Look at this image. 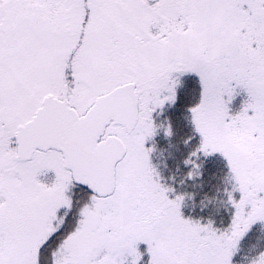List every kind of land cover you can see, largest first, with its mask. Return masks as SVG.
<instances>
[{"label": "snow or ice", "instance_id": "snow-or-ice-1", "mask_svg": "<svg viewBox=\"0 0 264 264\" xmlns=\"http://www.w3.org/2000/svg\"><path fill=\"white\" fill-rule=\"evenodd\" d=\"M174 116L180 184L225 161L223 199L200 210L230 209L226 225L185 216L192 193L152 162ZM256 224L264 0H0V264H234Z\"/></svg>", "mask_w": 264, "mask_h": 264}, {"label": "trees", "instance_id": "trees-1", "mask_svg": "<svg viewBox=\"0 0 264 264\" xmlns=\"http://www.w3.org/2000/svg\"><path fill=\"white\" fill-rule=\"evenodd\" d=\"M188 86L189 88H191L192 91L190 95L186 93L181 94V105L182 106H190L192 103H194L197 100V89H196L197 85L195 81L192 79L190 82V85L188 84ZM173 119H174V123L176 126V132H177V135L174 136L171 141V143L175 145V147H173L174 148L173 151H176L178 155L183 153V157L185 158V156L187 155V152L190 149L184 147L180 141L183 135L185 134V132L187 131V128L184 125L183 121L179 119V117L174 116ZM168 143L169 142L164 141L163 139L158 137L157 138V152L153 153L152 157H157L158 155L161 157V160L159 161L158 166L160 168L162 167L163 169L162 176L165 177L169 174L170 175L172 174L173 177L175 178V183L172 184V182H170V184H172V186L175 187L178 185L179 181L184 178V175L187 169L183 166L182 160L178 162H174L175 164L173 167L172 165L169 164L170 161L167 160V157L169 155ZM183 147L184 149H182ZM161 149H163L164 151L161 152L160 151ZM169 150L171 152V148H169ZM170 158H171V155H170ZM165 165L167 166L165 167ZM226 173H227V168H226L225 161L223 160L222 157L211 156L207 158L206 160H204L203 166L201 168V176L197 180L193 182L190 181L188 183L190 185V189L193 188L194 186L193 184L197 186L196 189L199 190V195H198L199 203L201 201V198L204 197L205 195H207L209 199H211L213 196L216 197V200L218 199V197H221V199H223L221 193L223 192L224 187H226V185L223 183ZM205 203L207 205L204 211L200 210L201 206L199 207L196 206L194 209L185 208L184 215L191 216L193 218L210 217L215 220L217 226L220 225L221 221H223L224 224L226 225L228 222L231 210L229 209V211L226 212L224 210V207L218 206L214 200L212 203H209L208 200H206ZM216 207H219V212H216V209H217ZM255 228H256V225L251 228L249 233L244 237V239L240 243V251L234 258V264H242L243 263L242 258L246 254H249L252 256L264 248V243H263L262 247L258 246L257 248L253 250V252L251 251L252 245L251 243H249L248 240L251 238L250 236L252 234H253L252 236H255L254 231H253ZM262 238H264V236H262L261 239ZM249 248L250 250H248Z\"/></svg>", "mask_w": 264, "mask_h": 264}, {"label": "rangeland", "instance_id": "rangeland-1", "mask_svg": "<svg viewBox=\"0 0 264 264\" xmlns=\"http://www.w3.org/2000/svg\"><path fill=\"white\" fill-rule=\"evenodd\" d=\"M190 78H192L194 81H195V83H196V89H197V99H198V83H197V81H196V78L195 77H187L186 78V80H187V83L190 85V82H191V80L192 79H190ZM244 99V96H243V94H240V95H237L236 97H235V99L233 100V102H232V104L230 105V109H231V111L232 112H236L237 110H239V107H240V105H241V102H242V100ZM173 149L174 148H171V152H170V150H169V148H168V151H169V153H171V158H170V156L168 155V157H167V160H169L170 162H169V164L170 165H172V167L174 166V162H178V161H181V160H183V153H181V154H177V152L176 151H173ZM182 149H184V147L182 148ZM213 156H219L218 154H216V155H213ZM151 159H152V162L154 163V164H156L157 166H158V163H159V161L161 160V157L158 155L157 157H151ZM158 170L160 171V173H161V176H162V167L160 168L159 166H158ZM170 175V174H169ZM169 175H167V176H162L163 177V181L165 182V183H170V182H172V184H174L175 183V178H174V180H169ZM171 177H173V175L171 174L170 175ZM190 181H186L184 184H180V183H178V185L177 186H175V188H176V190L178 191V192H187V193H192V195H193V199L192 200H186V202H185V207L182 209V211H183V213H184V210H185V208H191V209H194L196 206L197 207H199V206H201L200 205V203H199V197H198V195H199V190L198 189H196V187L197 186H195V184H193L194 186H193V188L192 189H190V185L188 184ZM193 182V181H192ZM203 199V197L201 198V200ZM218 201L219 200H221V197H218V199H217ZM206 200H204V204L205 205H207L206 203ZM195 204V207H193V205ZM219 206V205H218ZM206 208V207H205ZM217 208V207H216ZM255 226V225H254ZM254 231V235L255 236H250L248 239V241H249V243H251V251L253 252V250L255 249V248H257L258 246H260V247H262L263 246V243H264V238H262L261 239V237L262 236H264V229H262L261 228V226L259 225V224H256V228L253 230ZM248 250H250V248L248 249ZM261 250H264V248L263 249H261ZM260 250V251H261ZM249 254H246L244 257H247ZM248 257H251V255H249ZM243 263L242 264H244V260L242 261Z\"/></svg>", "mask_w": 264, "mask_h": 264}]
</instances>
